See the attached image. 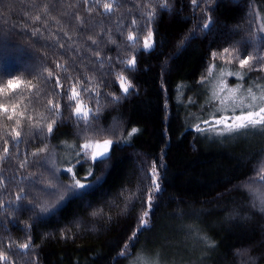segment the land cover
I'll return each mask as SVG.
<instances>
[{"label": "trees", "instance_id": "16d2710c", "mask_svg": "<svg viewBox=\"0 0 264 264\" xmlns=\"http://www.w3.org/2000/svg\"><path fill=\"white\" fill-rule=\"evenodd\" d=\"M105 2L108 0H100V4ZM168 3L170 10H161L158 0H116V10L108 15L93 0L88 4L84 0H0V68L28 79L29 72L39 74L44 67L54 68L53 61L59 60L69 68L67 74H60L65 88L69 87L66 76L73 81L92 78L93 85H102L96 127L114 139L111 160L106 166L95 167L88 178L90 182L99 175L104 183L86 201L72 200L47 214L39 209L27 211L32 207L28 204L18 211L0 210V240L20 244L31 239L28 250L13 245L14 264H131L140 252H155L168 264H264V213L250 209L252 198L247 191L254 183L264 184L259 180L264 168V135L233 144L206 140L192 129L180 101L181 92L201 88L212 64L240 69L237 52L241 58L245 51L258 55L252 48V32L261 36L259 45L264 49V34L249 23L254 19L249 13L264 11V0H209L203 5L197 0L196 6L191 0ZM45 5L52 18L47 20V28L42 27V35H33L32 29L38 25L32 24V17L40 14L44 19ZM152 7L156 12L151 24L157 34L155 50L144 51L139 44L130 48L125 30L133 18L137 27H142L143 13ZM88 8L93 9L91 13ZM205 10H210L208 15L216 22L214 29H201ZM76 15L79 20L73 18ZM182 38H186L183 43ZM59 43L65 47L59 48ZM224 48L233 55L213 59L212 53H221ZM132 55L136 56L135 70L119 63ZM122 69L136 88L134 93L130 89L128 96L119 90L116 79ZM241 70L253 78L264 77V71ZM40 86V96L32 99L33 115L51 119L46 105L55 89L43 79ZM112 94L120 100H112ZM92 95L87 93L84 100L95 108L96 100L88 99ZM56 99L62 114L51 137L44 129L25 127L22 132L21 154H30L48 143L47 153L28 157L29 179L20 185L26 193L32 180L50 179L53 167L61 169V156L70 146H75L73 155L83 142L82 127H77L66 102ZM133 127L139 131L128 145L121 141L122 150H117V136H126ZM37 134H42V139H36ZM37 159L40 164L31 163ZM153 161L163 179V197L154 201L160 205L154 229L140 237L128 259L127 253H119L125 242L131 247L128 237L132 224L144 211L140 199ZM4 168L8 177L25 175L24 170L17 173L15 161ZM75 172L83 179L88 168L77 165ZM58 175L64 184L71 182L63 170ZM40 187L36 184L31 196L42 200ZM10 198H4L6 207ZM191 226L202 231L208 242L205 251L199 253L201 257L193 252L196 243L189 241V231L185 230Z\"/></svg>", "mask_w": 264, "mask_h": 264}, {"label": "snow or ice", "instance_id": "6c2138e0", "mask_svg": "<svg viewBox=\"0 0 264 264\" xmlns=\"http://www.w3.org/2000/svg\"><path fill=\"white\" fill-rule=\"evenodd\" d=\"M95 4H99L105 14L111 15L117 8L116 0H108L103 4H100V0H93ZM209 2V0H200L201 5ZM85 4L89 3V0H84ZM161 10H170L168 0H158ZM193 6L197 5V0H191ZM93 9L88 8L87 11L91 13ZM194 10H199L196 7ZM208 11L205 10V17L201 18V29L208 30L210 26L215 28V21L208 15ZM44 19L40 14H36L32 17V24L38 25L32 29L33 35L41 34L42 27L47 28V20L52 18L48 12L47 6H43ZM250 16H254V19L249 21L254 25L259 33H264V18L259 16V13H249ZM144 22L142 27H137V19L133 18L130 21L129 29H126L127 40L131 42L130 48H136L139 44L144 51L152 52L155 50L157 44L156 32L153 31L151 24L156 18L155 8L143 13ZM79 20V16L73 17ZM139 33V38L137 36ZM198 34V33H197ZM65 35L71 39V36L65 32ZM253 39V51L258 55H253L248 51H245L243 58L237 52L235 59L239 62V68H248L249 71H264V49L260 48L259 42L261 36L256 32H252ZM89 40L95 44L96 41L89 36ZM182 38L181 43H183ZM59 48H64L63 43L58 44ZM95 55L99 57V52ZM233 55L232 50L224 48L221 53H212L213 59L219 56L221 59L231 57ZM120 64H123L125 68L129 70H135L136 56L132 55L130 59L120 60ZM55 67H44L43 70L36 74L29 72L28 79L22 78V74L19 72L9 73L0 68V210L4 212L18 211L23 204L32 205L31 208H27V211L35 212L39 209L40 213L47 214L52 212L54 208L66 207L67 202L72 200L86 201V197L92 195L99 189L104 183L100 179L99 175L94 177L92 181H88V177L93 176V169L95 167L106 166L111 160L110 153L113 151L114 139L110 138L104 133L102 129L96 127L99 124L100 113V92L99 88L102 87L99 83L92 84V78H85L88 82V86H85V81H81L79 77L75 81L71 76H66V80L69 82V87L65 88L64 83L61 82V73L67 74L69 68L62 64L59 60H54ZM101 67L103 64L101 63ZM210 68H215V65H211ZM124 69L120 74L116 76L119 84V90L124 96H128L135 92L136 88L132 81L123 74ZM211 74V73H210ZM227 75L236 76L238 79L243 80V73L240 71H229ZM43 79L45 84H51L55 92L49 95L47 99V110L51 113V119L43 114L33 115L35 109L32 107V99L38 98L41 92L40 82ZM36 81V82H34ZM130 89L132 93H130ZM224 89L221 88L222 92ZM92 92L93 95L89 96V100H96V107H89L85 104L84 96L87 93ZM56 97L62 98L66 102V106L71 110L72 115L75 118L77 127H82V143L79 148L74 152L75 162L70 163V166L63 169L65 178L70 179L69 184H64L58 173L61 171L59 168L53 167L50 170V179L47 180H32L28 184V192L25 188L20 186L25 180L29 179L27 175V166L29 165V155L32 157H40L41 154L48 152V143L44 142L40 147H37L35 151L30 154H21L19 152L20 146L23 143L22 132L25 127L30 129H44L48 137H51L54 129L57 125V120L61 118L62 105L60 100ZM121 97L112 94V100L119 101ZM212 99L218 101V106L214 109L211 117L207 120L201 121L194 127L195 132H215L216 135H225L237 133L240 134L241 130L247 131H259L264 133V87L256 86V90H253L252 86L243 88L242 85H238L235 88L227 90V94L224 97L216 92L213 93ZM28 103H25V101ZM216 113H220L219 117ZM203 125V126H202ZM139 130L135 127L131 128L126 136H117L115 140L117 150H122L121 141L123 145H128ZM36 139H42V134H37ZM75 148V146H70ZM15 161L17 165V173L20 170L25 171V175L22 178H18L16 175L8 177L4 175L7 164H11ZM33 164H40V161L33 160ZM47 163V161H45ZM80 165L83 169L85 166L88 168L87 175L82 182L81 179L76 177L74 168ZM161 163V167H162ZM144 172V169H141ZM147 184L144 187L140 203L142 204L144 211L136 218V221L131 226L130 235L128 240L131 242V247L128 242H125L123 249L119 253L126 258H132V249L135 248L140 242V237L144 236L148 232L154 229V221L156 219L157 212L160 205L154 204L156 199H162L163 193L161 184L163 179L160 174V169L157 167L156 162L153 161L150 166V171L146 176ZM259 180L264 181V168H261L259 173ZM36 184H40L38 189L41 196L44 199H38L31 196V191ZM15 188L12 191V188ZM249 191L259 201L261 210L264 211V193H257L253 191L251 186ZM156 194H160L157 196ZM11 197L7 200V207L5 206L4 198ZM16 205V207H13ZM89 206H91L89 204ZM133 206L131 211H135ZM102 211V210H101ZM95 214V213H94ZM29 227H31L29 225ZM67 238V237H66ZM205 240V237H200ZM16 245L17 249L28 250L31 245V239L27 242L17 244L15 241L5 243L0 240V264H14L11 256L14 253L11 252L13 245ZM211 246V245H210ZM140 264V261H137Z\"/></svg>", "mask_w": 264, "mask_h": 264}, {"label": "rangeland", "instance_id": "374dc122", "mask_svg": "<svg viewBox=\"0 0 264 264\" xmlns=\"http://www.w3.org/2000/svg\"><path fill=\"white\" fill-rule=\"evenodd\" d=\"M259 16L264 18V11H260ZM264 34V33H263ZM215 65V68H209V73L205 80H203L201 84V88L197 89V91H190V93L180 94V101L187 109L186 118L192 129H194L195 125L201 123L203 120H207L211 117L214 109L218 106V101L212 99L213 93L216 92L220 95V97H224L227 94V90L230 88H235L238 85H242L243 88H248L249 86L253 87V90H256V86L259 85L264 87V77L253 78L249 73L238 69L233 68L229 65H220V64H212ZM229 71H240L243 73V80L238 79L236 76L227 75ZM211 73V74H210ZM224 90L221 92L220 89ZM220 113H216V116L219 117ZM203 126V125H202ZM202 135L206 140H217L220 143H236L242 139H247V137H255L264 135L259 131H247L241 130L240 134L232 133L225 135H216L215 132H197ZM79 148V145H78ZM76 148V149H78ZM74 148H70L66 150L65 155H62L61 170L70 166V163L75 162L74 154L72 155V150ZM75 171V168H74ZM85 178V177H84ZM84 178L81 181H84ZM89 178V177H88ZM258 182V181H257ZM253 183V182H252ZM264 184L260 182L254 183L251 186L253 191L257 193H264ZM247 191L249 192L252 200L250 201L249 207L252 210H259V212H263L261 210V206L259 201L255 198L252 192L249 191V187H247ZM256 204V205H255ZM254 205V207H253ZM258 207V208H257ZM188 233L189 241L196 244H193L192 250L198 254V257H201L203 251H205V247L208 246L207 240H202L200 237H204L203 232L195 229L193 226L186 227ZM191 245V244H189ZM140 261V264H168L163 258H159L158 255L154 253L148 252H140L136 258L133 259L131 264H137V261Z\"/></svg>", "mask_w": 264, "mask_h": 264}]
</instances>
